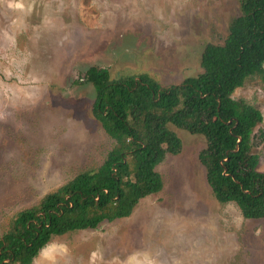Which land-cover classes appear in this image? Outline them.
Returning <instances> with one entry per match:
<instances>
[{
	"label": "rangeland",
	"instance_id": "obj_1",
	"mask_svg": "<svg viewBox=\"0 0 264 264\" xmlns=\"http://www.w3.org/2000/svg\"><path fill=\"white\" fill-rule=\"evenodd\" d=\"M23 3L0 0V235L16 212L96 169L113 146L91 112L88 67L111 79L146 73L162 85L195 78L205 45H223L240 14L239 0ZM232 97L262 114L253 149L264 172V82L248 77ZM170 127L182 147L156 165L160 191L128 217L52 234L31 264H127L145 255L155 264H264V217L246 219L233 202L217 201L198 160L204 138Z\"/></svg>",
	"mask_w": 264,
	"mask_h": 264
},
{
	"label": "trees",
	"instance_id": "obj_2",
	"mask_svg": "<svg viewBox=\"0 0 264 264\" xmlns=\"http://www.w3.org/2000/svg\"><path fill=\"white\" fill-rule=\"evenodd\" d=\"M239 9L223 45H205L195 78L162 85L146 73L111 79L106 68L86 69L95 91L92 115L114 144L96 169L77 173L9 219L0 264H31L52 234L128 217L141 198L161 190L156 165L181 151L170 126L204 138L198 160L217 201L233 202L246 219L264 217V172L253 149L262 114L232 97L248 77L264 82V0H239Z\"/></svg>",
	"mask_w": 264,
	"mask_h": 264
},
{
	"label": "clouds",
	"instance_id": "obj_3",
	"mask_svg": "<svg viewBox=\"0 0 264 264\" xmlns=\"http://www.w3.org/2000/svg\"><path fill=\"white\" fill-rule=\"evenodd\" d=\"M7 4L9 8H18L21 10L24 8L23 0H7ZM45 247L48 246L46 245ZM40 254H44L43 248L40 250ZM51 264H55L54 259L51 261ZM127 264H155V261L147 255H145L143 258H140L138 256H133L129 258Z\"/></svg>",
	"mask_w": 264,
	"mask_h": 264
},
{
	"label": "water",
	"instance_id": "obj_4",
	"mask_svg": "<svg viewBox=\"0 0 264 264\" xmlns=\"http://www.w3.org/2000/svg\"><path fill=\"white\" fill-rule=\"evenodd\" d=\"M262 70L264 72V61L261 63ZM230 122V121H229Z\"/></svg>",
	"mask_w": 264,
	"mask_h": 264
}]
</instances>
